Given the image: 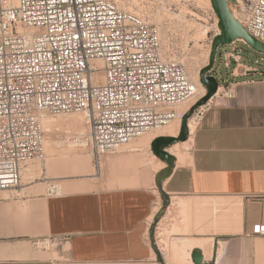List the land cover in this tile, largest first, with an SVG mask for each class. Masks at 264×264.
Segmentation results:
<instances>
[{
	"label": "crops",
	"instance_id": "0c3cea01",
	"mask_svg": "<svg viewBox=\"0 0 264 264\" xmlns=\"http://www.w3.org/2000/svg\"><path fill=\"white\" fill-rule=\"evenodd\" d=\"M230 76L235 97L209 103L182 154L185 141L167 148L176 161L161 186L156 175L167 164L151 144L177 133L144 134L107 158L112 173L103 187L68 191L90 188L87 181L64 183L65 193L0 192V264H166L159 229L172 253L187 251L174 258L180 264H196L197 251L203 263L264 264V238L252 234L264 223V73L241 62ZM47 239L54 244L35 245Z\"/></svg>",
	"mask_w": 264,
	"mask_h": 264
},
{
	"label": "built area",
	"instance_id": "2783aa9c",
	"mask_svg": "<svg viewBox=\"0 0 264 264\" xmlns=\"http://www.w3.org/2000/svg\"><path fill=\"white\" fill-rule=\"evenodd\" d=\"M239 7L234 16L264 43V0ZM236 50L220 54L228 69L235 63L233 71L243 62ZM222 81L188 123L199 122L215 97H235V84ZM198 94L185 65L165 56L159 27L114 0H0V190L19 187L24 166L44 157L42 114L85 112L89 132L82 139L98 164L176 119L178 105ZM252 234L264 238V223Z\"/></svg>",
	"mask_w": 264,
	"mask_h": 264
},
{
	"label": "rangeland",
	"instance_id": "374dc122",
	"mask_svg": "<svg viewBox=\"0 0 264 264\" xmlns=\"http://www.w3.org/2000/svg\"><path fill=\"white\" fill-rule=\"evenodd\" d=\"M114 1H116V3L122 9L135 13L142 20L156 24L160 30V36H161L165 56L167 58L169 57L182 62L185 65L186 69L191 74V76L193 77V79L195 80L194 78L195 75L199 74V80H200V71L209 63L211 49H212V41L215 37L212 4L208 6L209 4L205 2V0L204 2L201 0H114ZM247 1L250 0H239L240 4L246 3ZM240 4L237 5L233 2H230V8L234 13V15L237 14L236 16H238L239 14ZM205 30H207V32ZM234 48H236L237 49L236 51L241 54L242 61L244 63L257 67L259 70L262 71L264 70V54L254 50L247 43L241 40H237L230 45H220L218 47L215 66L213 70L210 72V74H214L215 76H217L219 83L221 82L223 84L222 81L223 79H226L230 82L235 81V79H233L230 76V73L235 63H233L232 67L228 69L225 66L224 59L220 55L223 49L233 50ZM201 90L203 92L205 91L203 89ZM201 90L199 89V85H198L199 94L193 100L198 101L206 94L207 90L204 93ZM222 90L223 89H221V91ZM193 100H191L190 102H193ZM195 103H193L191 106H193ZM191 106L188 108L189 110ZM187 112L185 111L184 113ZM42 115L44 116H42V119L41 118L40 119L44 130V142H43L44 157L42 159L30 161L24 166L26 167L31 164L32 171L30 172L29 175L28 174L26 175L25 170H22V177H24V174L26 176L22 178V183L19 187L0 191L1 193H3L8 197H13V196L25 197L31 194H40V193L47 195L49 193H57V192L65 193L68 191L88 190V189L103 187L104 182L109 181L110 173H112L106 167L107 158L131 150L133 148V144L135 141H137L140 137H142V135L148 134V132H145L144 134L131 140L129 143L120 146L116 152L103 155L100 160V163L97 164L93 154V150L89 144L86 146L84 145L85 147L82 145L81 147L82 142L80 141L75 142L72 140L73 138L74 139L78 138L77 136L79 135V131L81 130L86 131L88 129L87 131L89 132V128L87 127V125L85 126V122L83 123V116H85V112L75 111V112L62 113V114H42ZM69 115L73 117L76 115L77 116L74 119H71V121H66L63 119L64 117H68ZM179 115H180V110H179ZM194 127H195V122L193 120L191 128L194 129ZM159 128L154 129L153 131L157 132L158 130L161 129ZM180 129H181V124L178 134L180 132ZM72 141L77 144L75 149L73 147L72 148L74 150H78L82 152L85 159L88 160V162L85 163V165L87 164L86 168H89L90 170L85 172L82 171L83 173L76 170L74 171V167L72 166L73 168H71L72 164L68 165L70 164L68 162L62 161L63 162L62 163L61 161L60 162L57 160L55 161L56 158L55 154L56 153L60 154L61 151L63 150L65 151L66 149H69L70 148L69 143ZM188 141L189 139L185 141L186 145L183 146L180 154H182V152L189 147ZM142 150L144 151V147H142ZM147 151H149V153L152 156V151H150V149H148ZM50 162L53 164H51ZM64 163H67V166H65ZM123 171H125V169H123ZM87 181H89L90 183L89 184L90 188L74 189V190L70 189L68 191L62 189L64 183L77 182L80 184V186H83V183H87ZM162 232L163 231L159 229L157 230L156 233H154L155 242L156 244L158 243L157 245L160 244L159 242L162 239L165 241L164 243L161 242L162 246L166 245V247L163 248V252L161 256L164 258L166 264H180L181 263L180 261L174 259L175 258L174 248L176 249V247H173L174 252L172 253L171 245L173 242H171L167 238L166 233H162Z\"/></svg>",
	"mask_w": 264,
	"mask_h": 264
},
{
	"label": "water",
	"instance_id": "95a60500",
	"mask_svg": "<svg viewBox=\"0 0 264 264\" xmlns=\"http://www.w3.org/2000/svg\"><path fill=\"white\" fill-rule=\"evenodd\" d=\"M211 2L219 18L218 25L221 33L214 37L209 63L200 71V81L206 87L207 92L183 115L181 129L178 135H160L152 141V151L167 164V166L156 175V183L159 186H161L162 182L172 173L175 166L176 155L172 154L167 148L178 142H184L189 139V118L199 107L205 105L218 91L220 85L219 80L217 76L210 74L215 66L218 47L220 45H230L242 39L254 50L264 54V43L251 35L230 9V2L236 3V0H211ZM262 73H264V70ZM193 259L196 264H209L202 262L203 256L198 251L193 254Z\"/></svg>",
	"mask_w": 264,
	"mask_h": 264
},
{
	"label": "bare ground",
	"instance_id": "6f19581e",
	"mask_svg": "<svg viewBox=\"0 0 264 264\" xmlns=\"http://www.w3.org/2000/svg\"><path fill=\"white\" fill-rule=\"evenodd\" d=\"M201 1H203L204 2V0H201ZM202 2V3H203ZM205 2H207L208 4V6H210L211 4H212V2H211V0H205ZM204 4H206V3H204ZM207 7V6H206ZM234 8V7H233ZM232 8V9H233ZM234 10V9H233ZM236 12V11H235ZM237 15V14H236ZM235 15V16H236ZM208 28V27H207ZM206 32H207V30H205ZM219 33H221L220 32V29H217V34H219ZM206 34V33H205ZM195 80L197 81V83H198V85H199V89L201 90V89H203V90H205L206 91V89H205V86H203L202 84H201V82H200V80H199V74H196L195 75ZM202 91V90H201ZM204 91V92H205ZM203 92V91H202ZM203 92V93H204ZM195 102V100H193V102H190V101H188V102H185V103H181V104H179L178 105V111L180 110V115H179V117L178 118H176V120H174V121H172V122H170V123H168V124H166V125H164V126H161L159 129L160 130H158L157 132L156 131H153V130H150V131H148V134H160V133H165V132H171V133H177L178 134V131H179V128H180V124H181V122H182V113H184L185 111L187 112L189 109V107L193 104ZM42 116H44V115H41V119H42ZM77 116V115H76ZM76 116H68V117H64L63 119L64 120H66V121H71V119H74ZM80 118V117H79ZM63 119H61V120H63ZM192 121L193 120H190V122H189V127H190V132H192L193 131V129L191 128V126H192ZM81 122H82V120H81ZM85 122V126L87 125V127L89 128V123H88V117H87V115L85 114V116H83V123ZM88 130V129H87ZM85 131V130H81V131H79V135L77 136L78 138L76 139H72L73 141H75V142H78V141H80V142H82V144H81V147H82V145L84 146H86V145H88L86 142H85V140L84 139H82V137L84 136V135H86V133L88 132V131ZM160 131V132H159ZM170 133V134H171ZM75 134V133H74ZM146 135V134H145ZM163 135H166V133L165 134H163ZM168 135V134H167ZM176 135V134H175ZM191 136V135H190ZM149 138H151V136L149 137ZM68 141V140H67ZM69 141H71V140H69ZM70 142L69 143V146H70V148L69 149H66L65 151L63 150V151H61L60 152V154H58V153H56L55 154V161L57 160V161H63V162H68V163H70V164H68V165H71V168H73L74 167V171L76 170V171H79V172H85V171H88V170H90L89 168H86V165H85V163H87L88 162V160L87 159H85V157H84V155L82 154V152L81 151H78V150H74L75 148H76V143L75 142ZM138 141V140H137ZM136 142V141H135ZM79 144V143H78ZM84 146V147H85ZM178 146V145H177ZM176 146V147H177ZM180 146V145H179ZM74 149H73V148ZM175 147V146H174ZM181 147H182V145H181ZM181 147H179V148H181ZM178 148V149H179ZM172 149V148H171ZM176 149V148H175ZM173 150V149H172ZM171 152V151H170ZM179 152V151H178ZM172 153V152H171ZM178 154V153H177ZM50 159V158H49ZM53 160V159H52ZM54 161V162H55ZM53 162V161H52ZM62 162V163H63ZM49 163V162H48ZM51 163V162H50ZM58 163V162H57ZM56 163V164H57ZM51 164H53V163H51ZM65 164V166H67V163H64ZM73 166V167H72ZM92 168V167H91ZM23 170H25V174L27 175H29L30 174V172L32 171V165L30 164L29 166H26V167H24V169ZM82 172V173H83ZM24 174V177L26 176ZM91 175V174H90ZM24 177H22V178H24ZM10 193V192H9ZM188 254H187V251L186 250H182L181 251V253H180V251H176L175 252V258H178V259H182V258H186V256H187Z\"/></svg>",
	"mask_w": 264,
	"mask_h": 264
}]
</instances>
